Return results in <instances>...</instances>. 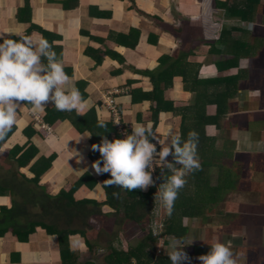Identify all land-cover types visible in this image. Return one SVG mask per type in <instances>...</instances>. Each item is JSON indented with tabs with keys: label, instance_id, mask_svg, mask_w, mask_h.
<instances>
[{
	"label": "crops",
	"instance_id": "1",
	"mask_svg": "<svg viewBox=\"0 0 264 264\" xmlns=\"http://www.w3.org/2000/svg\"><path fill=\"white\" fill-rule=\"evenodd\" d=\"M237 1L0 0V32L10 31L17 34L13 35L12 39L30 36L36 40L42 36L49 43L55 42L54 51L70 77L69 84H74L80 90L85 101L79 112L58 111L52 104L47 105L44 111L34 112L31 111L30 104L21 102L17 111V122L13 126L15 130L0 148V210L9 209L13 197L9 193L12 186L2 189L3 182L16 172L31 179L29 168L39 158L48 159L51 156H54L51 167L40 178L39 183L48 195L55 196L61 190L67 191L79 177L88 174L97 180V184L91 191L79 188L73 194V200L102 202L99 175L94 173L91 169L92 162L87 159L90 147L87 144L88 137L83 136L88 134H78L72 128L71 124L76 123L72 115L85 117L96 123H107L108 114L102 104L104 94L112 89H119L121 93L114 96V101L120 122L127 132L131 133L132 124H149L152 111L158 110L159 123L155 134L157 138L163 139L169 129L177 132L180 124V116L175 115L172 109L193 103L194 94L183 88L181 78L177 74L186 64V69L191 73L200 65V79L234 74L239 69L246 71L247 77L239 81L237 93L230 100L228 120L224 121L220 131L209 128L208 134L225 135L224 140L230 141L235 151L243 148L246 151H254L252 154H262L264 129L254 132L248 126L250 121L261 119V109L264 110L261 104L264 89L254 75L260 63L259 59L264 58V33H260V30L264 29V0H258V9L252 20L226 14L227 7ZM223 27L245 30L248 32L249 42L262 40L261 49L252 53L250 58H240L236 67L230 62L233 67L223 70V61L231 60L232 56L225 53L224 47H213ZM131 29L137 33L131 32ZM231 36L233 39L235 36L240 37V32L233 31ZM130 43L134 44L133 47H128ZM181 54H186L187 57L183 63L176 65ZM115 56L121 58L122 62ZM161 57H165L162 62ZM254 61L259 62L257 68ZM216 66L221 73H218ZM210 73L216 74L207 76ZM251 77L254 78L253 87L251 84L243 88ZM156 86L157 91L153 89ZM168 104L172 109H161ZM52 109L55 111L51 116H47L46 112ZM213 111L214 108L210 107L209 113ZM48 117L52 118L49 120L50 124L47 122ZM234 117L236 121L245 120V132L239 139L233 138L232 135L237 133L235 124L232 123ZM69 120H72V123ZM28 128L29 130H26ZM80 137L83 138L79 139ZM251 141L254 142V147L249 146ZM23 145L25 148L34 147L36 155L25 168L18 169L10 154L15 147L21 148ZM157 149L159 150L158 144ZM75 152L83 157L82 162L77 163ZM85 168L88 170H82ZM240 178L236 189L239 188ZM227 192L230 191L222 193L221 201ZM103 209L109 210L106 207L101 208ZM227 220L224 218V222H221L226 223ZM229 220L231 234L235 235V239L228 238L225 233L221 238L217 237V232L214 231L217 229L207 225L201 229L200 238L197 240H191L189 244L180 242L190 258V264H200L197 257L206 254L210 245L217 241L225 244L230 241L237 264H246L239 254V249L251 245L252 241L242 234L239 236L238 232L247 226L240 225L239 217L233 219V223L239 224L237 227L231 224L230 217ZM67 245L68 249L76 254L77 264L101 263L102 256L98 258V250L92 248L88 251L83 239L78 235L69 236ZM93 245L97 246L95 242ZM169 251L170 248H167L163 254L168 256ZM0 264H61L57 239L37 228L28 236L27 242L23 243L8 231L0 237Z\"/></svg>",
	"mask_w": 264,
	"mask_h": 264
},
{
	"label": "trees",
	"instance_id": "2",
	"mask_svg": "<svg viewBox=\"0 0 264 264\" xmlns=\"http://www.w3.org/2000/svg\"><path fill=\"white\" fill-rule=\"evenodd\" d=\"M258 5V0H238L225 9L230 15H237L243 20H252ZM233 31H239L240 37L233 39L231 36ZM131 32L137 33L132 29ZM256 40L258 41V39ZM256 40L249 42L248 32L241 28L226 29L223 27L213 44L214 48L224 47L225 53L232 56L231 60L223 61V65H225L223 70L232 68L231 64L236 67L240 58H250ZM261 41L259 46L262 45ZM133 45L130 43L128 47H133ZM186 57V54H181L176 65L183 63ZM117 60L122 62L119 57ZM163 60L165 57H161V62ZM186 66L181 71L178 70L177 74L181 78L183 88L194 94L193 103L175 109H172L170 104L161 108L164 110V107H168L172 109L175 115L180 116V124L176 133L185 138L189 130H195L199 134L197 153L201 168L186 177L187 183L178 194L171 217L165 214L162 224L161 236H171L180 242L185 240L188 230L185 225L186 220H207V213L221 202L222 193L236 190L240 178V163L233 160L234 147L230 141L224 139L223 142L218 143L217 135L208 134V130L213 128L214 131H220L223 128L224 121L228 120L230 116V100L237 93L239 81L247 77L246 71L239 69L234 74L200 79L198 70L200 65L192 73L186 69ZM217 66L218 73H221ZM153 89L158 90L157 86ZM210 107L214 108L212 113H209ZM54 111V109L47 111L46 115L51 116ZM159 113L160 111L153 110L151 114L150 124L153 126L154 132L159 123ZM72 118L76 121V123L71 124L72 128L78 134L82 132L91 134L87 139V144L90 147L87 159L90 162L100 158L98 152L91 150V145L99 143L101 136L107 137L109 140L119 138L110 120L104 123L106 127L101 128L98 126L99 123L94 120L75 115H72ZM50 119L52 118L48 117V124L51 123ZM14 130L12 128L5 140L0 141V148ZM150 142L154 143L155 140L150 138ZM12 151L10 157L17 164L18 169L25 168L36 155V150L32 146L22 149L15 147ZM53 160L54 156L48 159L39 158L29 168V173L32 175L31 179H27L24 175L16 172L10 176L9 180L3 182L2 189H5V186H12V188L9 187L11 189L9 193L13 197L12 206L9 209L2 208L0 210V237L10 231L19 242L24 243L27 242L30 234L34 233L37 228H41L46 235L56 237L61 264H77L76 254L68 249L67 238L69 236L78 235L82 238L88 251L95 248L93 242L89 241L86 235L89 219H98L103 216L111 219L112 217V225L119 227L125 221L136 224L145 222L146 217L154 208V195L157 187L163 182L161 168L157 163L154 165L155 170L152 175L155 185L149 187L146 192L139 189L128 191L116 186H105L104 181L110 179L109 174L105 173L99 175L98 178L103 194L102 202L74 201L73 194L79 188L83 187L91 191L97 184V180L88 174H84L67 191L61 190L57 195L50 196L43 187L39 186V183L40 178L50 169ZM168 160L171 161L172 157L169 156ZM212 169L216 170L214 178L211 175ZM114 192L119 193V198L113 196ZM102 207L108 208L111 211L110 215L101 213ZM237 215L239 214L233 213L230 219H237ZM119 216L121 219L118 218ZM155 246L156 237H152L151 233L126 250L115 248L111 243H108L107 246H104L105 253L102 255L101 261L102 264H132V262L136 264H171L168 256H165L161 250L156 254ZM83 264L93 263L85 262Z\"/></svg>",
	"mask_w": 264,
	"mask_h": 264
},
{
	"label": "clouds",
	"instance_id": "3",
	"mask_svg": "<svg viewBox=\"0 0 264 264\" xmlns=\"http://www.w3.org/2000/svg\"><path fill=\"white\" fill-rule=\"evenodd\" d=\"M13 35L17 34L0 32V141L5 140L16 124L21 102L30 104L34 112L44 111L49 104L58 111L79 112L85 104L80 90L69 84L70 77L54 51L55 42L49 43L42 36L36 40L30 36L12 39ZM98 126L106 127L104 122ZM121 135L123 139L111 140L101 136L99 143L91 145V150L100 154V158L91 163V169L96 175L109 174L110 179L104 181L105 186L146 191L155 185L153 162L158 160L163 182L158 185L154 198L171 217L178 194L187 183L186 177L201 168L197 153L199 134L189 130L185 138L169 129L164 138L159 139L150 123H135L131 125L130 134L124 131ZM150 138L156 143L150 142ZM75 153L77 163L82 162L83 157ZM113 196L119 198V193L114 192ZM230 244V241L227 244L212 243L209 251L197 259L200 264H237ZM169 248L167 255L171 264L185 261L190 264L180 241L173 240Z\"/></svg>",
	"mask_w": 264,
	"mask_h": 264
},
{
	"label": "rangeland",
	"instance_id": "4",
	"mask_svg": "<svg viewBox=\"0 0 264 264\" xmlns=\"http://www.w3.org/2000/svg\"><path fill=\"white\" fill-rule=\"evenodd\" d=\"M226 14H228V12H226ZM263 31L264 29L260 30V33H264ZM237 38L238 36L234 37V39ZM259 42L260 39H258V41L256 40L254 49L251 53H257V51L261 49ZM259 62L254 61V63H256V68L259 65L257 70L254 72V75L260 80L259 85H261V88L264 89V58L259 59ZM208 64L210 65V63ZM215 74L216 73H210L207 74V76H214ZM207 76L205 74V77ZM253 79L254 78L251 77L249 82L244 85L243 88H246L247 86L249 87L251 84V87H253ZM261 104L264 108V94ZM261 112L262 114L260 115H263L262 118H264V110L261 109ZM255 116L257 117L256 114ZM262 118H256L255 122H249L248 127L251 128V131L256 132L258 129H264V120H262ZM232 121V123L235 124V131H237V133L232 134L233 138L239 139V137L241 138V135H243L242 133L245 132V120L241 119L240 121H236V117H234ZM217 136L219 140L218 143L223 142L222 139H224L225 135L219 136L218 134ZM22 148H25V146L23 145L20 149ZM260 150L261 148L258 149V151ZM262 151V154L256 155L255 153L252 154L254 151H246L243 150V148L242 150L238 151L234 150L233 160H236L240 163L241 180L239 188H237L235 191L227 192L223 196L219 205L210 212L208 211L209 213H207V220H186L185 225L187 226L188 230L185 236V242H182L183 244H189L191 243V240H197L200 238L199 233H201V229L207 225L217 229H213L217 232V237L220 236L221 238L222 234L224 236L225 233L227 234L228 238L231 237L232 239H235V235L231 234L232 227L229 226V217L233 213H238L239 215L237 216L241 222L240 225L244 224L247 226V228L245 227L246 229L238 232L240 233L239 236L242 234L245 238L251 239L252 241L251 245L248 244L247 246L241 247L239 249L240 256L243 257L246 264H264V149ZM154 162L159 164L158 160ZM215 172V169L211 170V175L213 178L215 176ZM101 211L107 212L109 215L111 213L106 209ZM224 216H226L225 220L228 219L226 223H223ZM118 218L121 219L120 216ZM164 219V209L155 200L154 208L148 214V217H146L145 222L142 224L125 221L123 225L119 227L118 225H112V217L110 219V217L103 216L98 219H89L87 221L89 226L86 228V235L89 241L97 243L95 248L98 250V258H100L105 253L104 246H107L108 243L114 245L115 248L126 250L129 246H134L141 238L145 237L149 233L152 234V237L157 236L155 246L156 254H158V250H161L163 253L167 248H169V245L173 240H177L171 236H161ZM231 224H233L235 227H237V225L239 226L238 223H233V219H231ZM162 239L164 240V243L163 245H160V240ZM100 264H102V261Z\"/></svg>",
	"mask_w": 264,
	"mask_h": 264
},
{
	"label": "built area",
	"instance_id": "5",
	"mask_svg": "<svg viewBox=\"0 0 264 264\" xmlns=\"http://www.w3.org/2000/svg\"><path fill=\"white\" fill-rule=\"evenodd\" d=\"M121 91L119 89H112L111 91H108L104 94L103 97V106L105 108V110L107 111V114L109 116V119L111 121L112 126L114 127L116 134L118 135V137L120 139H123L124 137L121 135L122 132L127 131L121 124L120 122V117L117 113L116 110V104L114 101V96L120 94ZM48 131V129H47ZM153 166H154V162H153ZM151 170V169H149ZM157 237V236H155ZM160 239V238H159ZM164 240H160V245H163ZM160 250H158L159 253ZM132 264H136L135 262H132Z\"/></svg>",
	"mask_w": 264,
	"mask_h": 264
},
{
	"label": "flooded vegetation",
	"instance_id": "6",
	"mask_svg": "<svg viewBox=\"0 0 264 264\" xmlns=\"http://www.w3.org/2000/svg\"><path fill=\"white\" fill-rule=\"evenodd\" d=\"M249 146H250V147H254V142L251 141V142L249 143Z\"/></svg>",
	"mask_w": 264,
	"mask_h": 264
}]
</instances>
